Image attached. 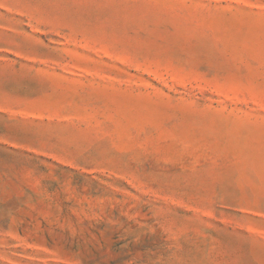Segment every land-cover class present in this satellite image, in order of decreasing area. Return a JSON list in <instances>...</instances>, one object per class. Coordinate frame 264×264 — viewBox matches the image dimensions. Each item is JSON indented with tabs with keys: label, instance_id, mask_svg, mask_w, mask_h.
<instances>
[{
	"label": "rangeland",
	"instance_id": "1",
	"mask_svg": "<svg viewBox=\"0 0 264 264\" xmlns=\"http://www.w3.org/2000/svg\"><path fill=\"white\" fill-rule=\"evenodd\" d=\"M0 264H264V0H0Z\"/></svg>",
	"mask_w": 264,
	"mask_h": 264
}]
</instances>
